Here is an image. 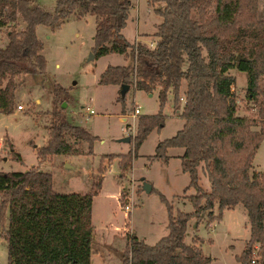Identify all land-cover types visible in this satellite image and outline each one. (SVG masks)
<instances>
[{"label":"trees","instance_id":"trees-1","mask_svg":"<svg viewBox=\"0 0 264 264\" xmlns=\"http://www.w3.org/2000/svg\"><path fill=\"white\" fill-rule=\"evenodd\" d=\"M160 1L163 5L155 11L161 20L155 24L154 44L149 46L140 40L127 41L120 31L131 0H55L51 10L30 0H0V25L20 24L6 30V42L0 46V112L13 111L18 74H44L36 25L54 29L71 17L92 14V54H127L132 61L106 65L98 83H123L144 92L157 89L158 100L156 112L136 116L134 133L129 136L133 152L102 156L118 157L119 169L125 170L146 134L163 125L161 107L170 93L183 123L172 135L158 140L148 158L165 162L167 147H181L186 186L195 190L186 195L192 210L177 209L174 214L160 194L168 212L167 233L153 244L129 235L119 264H210L199 246L184 242L186 223L204 210L213 219L236 203L246 210L249 228L243 248L234 256L236 264H249L254 243L255 264H264V170L250 172L254 153L264 139V90L259 86L264 75V19L255 17L256 0ZM246 37L251 38L248 44L242 42ZM231 68L246 72V98L257 104L256 115L236 113ZM51 84L47 137L35 148L39 162L53 154L80 153L65 134L88 143L95 137L66 118L62 102H66L67 90ZM118 100L122 104L124 97L119 95ZM256 125L257 129L252 128ZM10 154L20 161L17 152ZM197 167L207 179V191L197 184ZM99 185L100 180L92 181V192H58L50 172L36 165L0 170V236L5 240L6 263L90 264L91 201Z\"/></svg>","mask_w":264,"mask_h":264},{"label":"rangeland","instance_id":"rangeland-1","mask_svg":"<svg viewBox=\"0 0 264 264\" xmlns=\"http://www.w3.org/2000/svg\"><path fill=\"white\" fill-rule=\"evenodd\" d=\"M30 1L32 4L51 10L55 0ZM131 2L132 6L125 25L120 31L129 42L140 40L148 45L152 42L149 46H153L155 24L161 20L155 8H161L162 1L131 0ZM255 17L264 19V0H256ZM12 27L19 28L20 24L0 25V46L6 42V30ZM93 30L94 16L92 14H87L83 18L68 19L54 29L42 24L36 25V35L42 42L40 53L45 59V71L39 76L17 75V88H21L23 93L16 94L15 102L23 103V110L17 113L0 114V170H25L33 164H38L40 170L50 172L52 186L56 191L80 193L92 192L94 190L91 186L92 181L100 180L99 174L103 172L99 189L92 195L91 201V221L94 225V233L97 234L94 242H100L103 233L105 238L103 242L117 248V241L125 242L130 234L124 228L112 234L111 226L127 222L125 225L130 228L129 230L147 244H152L168 231L167 207L160 199V194L166 198L172 214L177 209L182 211L192 209L186 195L194 193L195 190L191 186H186L188 174L181 169L180 159H169L163 162L160 159L148 158V155L153 153L155 143L172 135L180 127L182 119L172 114L174 109L171 94L167 93L161 107L164 115L163 125L159 129H151L146 134L136 148V154L132 157L129 167L119 170L118 157H113L112 161V158L102 156L106 153H125L128 149L132 153L131 141L123 142L118 138L124 135L132 137L134 133L137 115L131 116L133 103L138 104L140 114L153 113L158 109V100L157 89L149 95V92L128 85L127 90L121 94L119 84L98 83V74L106 65L131 64L132 61L129 55L115 52L87 58L92 46ZM249 40L251 41V38L246 37L242 42L248 44ZM257 41L262 42V38L258 37ZM228 73L234 77L230 90L237 104L236 113L256 115L257 104L246 98V72L231 68ZM53 82L67 90L64 103L66 118L82 126L95 137L90 143L83 140L71 142L73 138L65 134L64 138L80 149V153L67 156L66 159L63 154H53L47 160L39 162L32 143H42L51 117L49 110L45 109V105L43 106L44 103L35 107V119L26 112L34 107L32 105L37 98L44 99ZM35 86L38 87L35 88ZM259 86L264 90V75L259 79ZM119 95L124 97L122 104L118 100ZM87 106L92 109L91 112L88 111ZM123 114H127L126 119L119 118ZM252 128L257 129L258 125ZM10 142L13 150L21 156L20 161L11 158L8 149L11 146ZM87 149L90 151L88 152ZM103 158H105L106 168L99 163ZM65 162L72 167L65 168ZM252 163L250 172L264 169V139L260 141ZM197 176L198 185L202 189L207 188V179L199 171V167H197ZM142 181L151 185L148 192L141 189ZM116 191H118L117 198L114 196ZM124 203L129 205L128 210L121 208ZM240 206L241 204L224 211L220 221L217 220V223L213 221L212 231L203 220L196 221L200 215L190 217L186 223L184 242L189 243L191 236L195 233L203 238V242L208 243L209 248L205 247V243L203 245L215 257L211 264H234L233 253L241 248L245 234L243 224L246 216ZM206 218L207 216L204 220ZM121 233L123 235H119ZM209 237L211 241H207ZM230 243L232 246H229ZM104 248H106L104 251L110 252L113 260L116 259L110 251L111 247ZM117 253L121 255L122 249ZM0 264H7L5 240L1 236Z\"/></svg>","mask_w":264,"mask_h":264},{"label":"crops","instance_id":"crops-1","mask_svg":"<svg viewBox=\"0 0 264 264\" xmlns=\"http://www.w3.org/2000/svg\"><path fill=\"white\" fill-rule=\"evenodd\" d=\"M87 15V14H86ZM86 15H84V16H82V17H80V18H83V17H85ZM69 19H72V17L71 18H69ZM68 20V19H67ZM67 20H65V21H67ZM93 34V33H92ZM91 39H92V36H91ZM116 85H118V84H116ZM38 86H35V88H37ZM42 87V86H41ZM129 87V86H128ZM183 87V86H182ZM21 89V88H20ZM20 89H18L17 87H16V89H15V93H14V108H13V113H17L18 111H22L23 110V108L22 109H16L15 108V105H17V104H21L22 106H23V103H21V102H19V101H16L15 102V98L17 97L16 96V94H22L23 92L20 90ZM154 90L155 89H153L151 92H149V95H151V94H153V92H154ZM22 92V93H21ZM50 92H48V94L46 93V95H45V97H44V99H36L35 100V102H34V104L32 105V106H34L33 108H30L29 110H27V112L26 113H28L32 118H34L35 119V113H34V111L36 110V108L35 107H37V105H41V103H44L43 104V106L44 107H46L45 109L46 110H49V108H50V104H49V101H50ZM48 106V107H47ZM2 112H0V114H1ZM154 113V112H153ZM3 114H9V113H3ZM140 114V113H139ZM144 114H152V113H144ZM172 114L173 115H175V116H178V114L176 113V112H174V111H172ZM126 115L127 114H123V115H121L119 118L121 119H126ZM138 115V114H137ZM135 117V116H134ZM179 117V116H178ZM182 119V118H181ZM182 123H183V119H182V121H181V123H180V127H181V125H182ZM179 127V128H180ZM179 128H177V129H179ZM176 129V130H177ZM46 137H47V132L45 133V136H44V139H42V143L45 141V139H46ZM72 141H74L75 142V140H71V142ZM30 142H32V140H30ZM123 142H125V141H123ZM41 143V144H42ZM10 144H11V146L8 148L9 149V151H11V150H13V148H12V143L10 142ZM41 144H35V143H32V145H33V147H34V150H35V148L37 147V146H39V145H41ZM174 148V149H173ZM14 151V150H13ZM16 152V151H15ZM181 152H182V148L181 147H177V148H175V147H167L166 148V150H165V154H166V156H167V160L166 161H168L169 159H179V155L181 154ZM120 153H123V152H120ZM19 154V153H18ZM136 154V153H135ZM103 155V154H102ZM20 156V155H19ZM65 156V159H66V157L68 156H72V154H63V157ZM3 158H5V157H3ZM20 158H21V156H20ZM70 159V158H69ZM105 158H103V160H104ZM113 159L114 158H112V161H113ZM152 159V158H151ZM99 161V163H101L102 165H104V167L106 168L107 167V165H106V162H105V160L104 161ZM117 160H118V158H117ZM165 161V162H166ZM131 162H132V159H131V161H130V165H131ZM253 164V163H252ZM34 165V164H33ZM38 168H39V165L37 164L36 165ZM129 167V166H128ZM131 167V166H130ZM103 170H105V169H103ZM120 170V169H119ZM256 170H258V169H256ZM262 170H264V169H261L260 171H262ZM200 171V170H199ZM122 172V171H121ZM124 172V171H123ZM102 173L103 172H101L99 175L101 176V178H102ZM101 178H100V180H101ZM197 179H198V176H197ZM188 183V182H187ZM198 184V183H197ZM209 187V186H208ZM208 187L207 188H205V189H202V190H205V191H207L208 190ZM142 189V188H141ZM150 189H151V185H150ZM117 194H118V191H116V193H115V198H117ZM241 203H236V204H234V205H231V206H228V207H224L223 209H222V211H221V213L219 214V216L218 217H215V218H213V219H210L209 218V214H207V210H204V211H202L201 213H200V217L196 220L197 222L198 221H204L205 222V224L206 225H208L209 226V228H210V231H212V227H213V224H214V222L213 221H216V223H217V220L218 221H220L221 220V217L224 215L223 213H224V211H226V210H228V209H233L234 207H238L239 205H240ZM240 209L242 210V212L245 214V216H246V210L244 209V207H243V205L241 204V206H240ZM192 210V209H191ZM216 213V205L214 204L213 205V207H212V209H211V214L213 215V214H215ZM205 216H207V218H206V220H204V217ZM91 223H92V221H91ZM263 223H264V221H263ZM108 224H109V226H111L110 225V222L108 221ZM125 224H127V222L125 223ZM92 242H91V251H90V264H119L120 263V254L119 253H117V252H119L121 249L123 250L124 249V247H125V244H126V240H125V242H119V241H117V245H118V247L116 248V247H114V246H110V244H107L109 247H111V250L110 251H112V253H113V256H114V258L116 257V259H112L111 257H110V252L109 251H104V249H106V248H104V247H107L108 248V246L105 244V242H103L104 241V235H103V233H102V238H101V240H100V242H94L95 241V239H96V237H97V234L95 235V233H94V225L92 224ZM127 227V225H124V223L123 224H121V225H112L111 227H112V229L110 230L111 232H112V234H114V233H116L117 231H119V230H121L123 227ZM243 227H244V229H245V234L243 235L244 236V238L242 239V242H241V248L239 249V251L238 252H234L233 253V256H235L236 254H238L239 252H240V250L243 248V245H244V242H245V240L248 238V235H249V228H248V221H247V216H246V220H245V223L243 224ZM130 229V228H129ZM130 231V232H129ZM128 231V233L131 235V234H133V235H135L136 236V234L133 232V231H131V230H129ZM119 235H123V233H121V234H119ZM185 235V234H184ZM137 237V236H136ZM115 238V237H114ZM139 238V237H138ZM142 239V238H141ZM159 239V238H158ZM157 239V240H158ZM143 240V239H142ZM156 240V241H157ZM155 241V242H156ZM207 241H211V238L209 237V238H207ZM146 243V242H145ZM186 243V242H185ZM189 243H194L195 245H197V246H199L200 248H201V250L203 251V253L204 254H206V255H208L209 257H210V264H211V262L214 260V256L213 255H211L210 254V252L207 250V249H205V247H207V248H209L208 247V243H206V242H203V238L201 237V236H199V235H197V234H193V236H191V241L189 242ZM203 243H205V247H204V245H203ZM153 244V243H152ZM94 245H95V247H94ZM102 245H104V246H102ZM229 246H232V244L230 243L229 244ZM235 260V259H234ZM114 261L116 262V263H114ZM234 264H236V260H235V263Z\"/></svg>","mask_w":264,"mask_h":264},{"label":"built area","instance_id":"built-area-1","mask_svg":"<svg viewBox=\"0 0 264 264\" xmlns=\"http://www.w3.org/2000/svg\"><path fill=\"white\" fill-rule=\"evenodd\" d=\"M151 44H152V42H149V45H151ZM179 98L182 99L181 96ZM22 108H23V106L21 104H17L16 105V109H22ZM86 108L88 109L89 112L92 111V109L88 108V106ZM137 114H139L138 104L133 103L131 116L133 117V116H135ZM121 206H122L121 208L124 209V210H128L129 209V205H127V203H124ZM124 217H126V215ZM125 223H124V225H125ZM123 228L125 229V231H129V228H127L125 226ZM128 257H129V254H128ZM256 259H257V245L253 244L252 250H251L250 259H249V264H255L256 263Z\"/></svg>","mask_w":264,"mask_h":264},{"label":"water","instance_id":"water-1","mask_svg":"<svg viewBox=\"0 0 264 264\" xmlns=\"http://www.w3.org/2000/svg\"><path fill=\"white\" fill-rule=\"evenodd\" d=\"M92 56H93L92 52L89 51V54H88V57H87V58H92ZM119 86H120L119 91H120L121 94H123V93L127 90V88H128V84H123V83H122V84H120ZM62 105L64 106V102H62ZM118 140H119V141H125V142H128V141H129V136H128V135H124V136L118 138ZM64 167H65V168H70V167H72V165H70V164H68L67 162H65V163H64ZM141 188H142V190H144L145 192H148V191L150 190V184H149L148 182H146V181H142V183H141Z\"/></svg>","mask_w":264,"mask_h":264}]
</instances>
